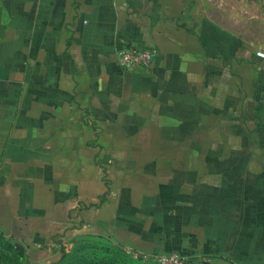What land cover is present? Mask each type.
I'll list each match as a JSON object with an SVG mask.
<instances>
[{
    "label": "crops",
    "instance_id": "obj_1",
    "mask_svg": "<svg viewBox=\"0 0 264 264\" xmlns=\"http://www.w3.org/2000/svg\"><path fill=\"white\" fill-rule=\"evenodd\" d=\"M120 43L150 71L122 73ZM257 52L206 0H0V233L29 264L83 232L264 264Z\"/></svg>",
    "mask_w": 264,
    "mask_h": 264
},
{
    "label": "rangeland",
    "instance_id": "obj_2",
    "mask_svg": "<svg viewBox=\"0 0 264 264\" xmlns=\"http://www.w3.org/2000/svg\"><path fill=\"white\" fill-rule=\"evenodd\" d=\"M206 1L209 15L217 23L231 31L242 32L246 38L264 41V0ZM63 246L65 249L49 264H158L152 260H143L135 253L144 252L133 250L110 236L97 233L72 235ZM25 255L26 251L17 242L0 233V264H29ZM201 264L224 263L203 259Z\"/></svg>",
    "mask_w": 264,
    "mask_h": 264
},
{
    "label": "built area",
    "instance_id": "obj_3",
    "mask_svg": "<svg viewBox=\"0 0 264 264\" xmlns=\"http://www.w3.org/2000/svg\"><path fill=\"white\" fill-rule=\"evenodd\" d=\"M257 55L264 58L263 52ZM155 51L153 49H139L128 43H120L115 52L116 63L122 73L146 74L150 71ZM143 260H152L158 264H191V258L180 251L170 250L160 254H146L135 252Z\"/></svg>",
    "mask_w": 264,
    "mask_h": 264
}]
</instances>
